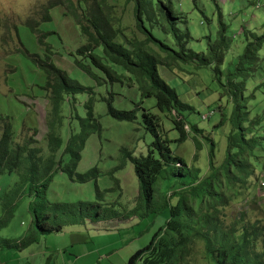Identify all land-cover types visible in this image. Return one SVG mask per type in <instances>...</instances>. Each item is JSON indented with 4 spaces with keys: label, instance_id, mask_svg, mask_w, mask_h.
<instances>
[{
    "label": "trees",
    "instance_id": "trees-1",
    "mask_svg": "<svg viewBox=\"0 0 264 264\" xmlns=\"http://www.w3.org/2000/svg\"><path fill=\"white\" fill-rule=\"evenodd\" d=\"M117 1L53 0L45 5L43 21L51 19L52 8L62 6L78 24L82 43L69 53L82 75L71 76L61 68L55 58L62 54L44 40L45 35L40 36L43 51L32 53L31 59L45 74L42 98L48 103L46 131L38 137L35 127L34 136L19 141V131L10 118L0 116V176L15 173L18 177L1 190L0 230L9 225L19 203L27 198L30 233L20 239L0 236V250L21 249L38 240V234L62 231L67 223L85 219L98 222L105 216L123 218L97 201H49L47 191L58 171L67 172L71 178L77 176L80 182L98 177L97 166L84 173L77 169L89 137L101 133L104 115L136 122L141 114L153 139L146 154L135 156L123 148L122 167L128 157L139 181L137 204L129 213L165 209L169 218L127 264H192L198 243L203 244V258L209 264H264V251L257 248L259 233L254 230L249 236L244 225L238 233L234 223L226 225L224 221L225 208L244 199L253 180L264 175V110L252 116L249 104L262 83L251 92L247 85L263 65L264 21L259 30L243 27L239 39L228 38V24L217 5L216 34L206 35L205 49L194 50L189 44L195 39L188 29L180 28L172 0H125V11L131 8L132 23L127 26L118 15ZM27 24L39 32V22ZM240 42L244 45L238 51L235 48ZM163 68L188 74L206 68L219 82L221 103L213 102L214 108L203 114V119L220 112L218 125L213 123L208 129L220 130L227 145L221 150V142L206 137L211 148L209 171L204 175L172 149L173 141L180 143L192 135L201 150L203 143L197 134L206 128L189 125L184 111H195V107L166 80ZM181 82L189 84L184 79ZM223 99L228 108L222 105ZM164 117L178 129V138L169 137ZM166 177L172 180L159 195L158 185ZM129 213L123 216H133Z\"/></svg>",
    "mask_w": 264,
    "mask_h": 264
},
{
    "label": "rangeland",
    "instance_id": "rangeland-1",
    "mask_svg": "<svg viewBox=\"0 0 264 264\" xmlns=\"http://www.w3.org/2000/svg\"><path fill=\"white\" fill-rule=\"evenodd\" d=\"M50 1L53 0H0V116L10 118L14 128L19 131V141L34 136L35 127L39 130L38 137L46 131L48 103L42 98L46 93L45 74L31 59L32 53L43 51L39 42L40 36L45 35L44 40L62 54L55 58L61 68L71 76L82 75L73 64L69 53L82 43L80 28L71 15L65 14L62 6L52 8L51 19L43 21L46 16L45 5ZM172 1L180 16V28L188 29L195 39L189 44L194 50L205 49L206 35L213 37L216 34L217 5L222 12L223 21L228 24V38L239 39L243 27L259 30L264 21V0ZM116 9L125 26L132 23L131 8L129 6L125 11V0H118ZM31 22H39V32H34L27 24ZM243 45L244 43L240 42V46L235 49L239 51ZM260 55L263 65L247 82L250 92L253 87L262 83L256 91V97L249 102L252 105V116L264 110V46ZM162 72L166 80L177 89L180 97L195 107V111H184L189 125L197 124L200 128H206L197 134L203 143L201 150L196 148L192 135L180 143L173 141L172 149L175 154L182 156L188 165L199 167L204 175L209 171L208 153L211 148L206 137L214 138L216 143L221 142V150L226 149L227 145L226 137L223 141L221 139L220 130L217 131L213 127L208 129L213 123L214 126L218 125L216 120L220 119V112L217 111L210 119H203V114H207L215 105L221 103L219 82L212 77L210 69L206 68L197 71L200 75L179 70L173 72L166 68H163ZM182 79L189 84L182 83ZM215 101L216 104L213 103ZM222 102V105L228 108L226 100L223 99ZM164 123L169 130V137L178 138L179 131L173 127V122L164 117ZM185 128L189 130L187 126ZM152 139L151 133L142 123L141 114L136 122L120 121L104 115L102 131L89 137L77 169L78 172L84 173L97 166L100 170L98 177L80 182L77 176L71 178L67 172L58 171L48 188L47 199L63 202L97 201L104 203L103 207L118 211L123 218L109 219L105 216L98 222L85 219L77 223H67L62 231L38 234V240L26 243L21 249L0 250V260L7 264H31L34 260L40 261L41 264H56L57 261L61 264L63 261L67 264H127L130 257L145 247L153 234L163 227L169 218V211L165 209L155 213L145 209H139L135 214L129 213L130 208L137 204L139 181L134 164L128 157L122 167L125 153L123 148L131 150L135 156L146 154ZM216 160H220L218 155ZM64 161H68L67 156ZM257 175H260L259 166ZM17 179L15 173L1 175L0 193ZM170 180L172 178L166 177L159 183V195L166 191ZM262 181L264 175L256 181L253 180L244 199L225 208L224 221L226 225L234 223L238 233L243 230V225L244 232L249 236L256 230L259 233L257 248L264 251ZM28 200L26 198L19 203L9 225L0 230L1 237L20 239L29 236L31 217L27 209ZM128 213L133 216L125 218L123 215ZM239 213L243 215L240 216ZM195 251L192 264H209L203 258L202 243H198Z\"/></svg>",
    "mask_w": 264,
    "mask_h": 264
},
{
    "label": "crops",
    "instance_id": "crops-1",
    "mask_svg": "<svg viewBox=\"0 0 264 264\" xmlns=\"http://www.w3.org/2000/svg\"><path fill=\"white\" fill-rule=\"evenodd\" d=\"M1 264H7V263H4V262L1 261ZM31 264H41V263H40V261H38V260H34V262H32ZM56 264H61V263H59V262L57 261ZM62 264H67V263H66V261H63Z\"/></svg>",
    "mask_w": 264,
    "mask_h": 264
},
{
    "label": "built area",
    "instance_id": "built-area-1",
    "mask_svg": "<svg viewBox=\"0 0 264 264\" xmlns=\"http://www.w3.org/2000/svg\"><path fill=\"white\" fill-rule=\"evenodd\" d=\"M261 184H262V185H264V183H263V182H262Z\"/></svg>",
    "mask_w": 264,
    "mask_h": 264
}]
</instances>
